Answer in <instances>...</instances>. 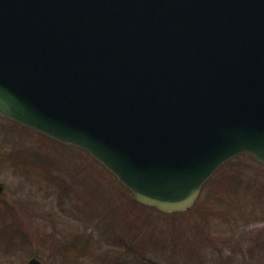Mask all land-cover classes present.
<instances>
[{
	"label": "water",
	"instance_id": "water-1",
	"mask_svg": "<svg viewBox=\"0 0 264 264\" xmlns=\"http://www.w3.org/2000/svg\"><path fill=\"white\" fill-rule=\"evenodd\" d=\"M0 117L187 211L226 162L264 166V0H0Z\"/></svg>",
	"mask_w": 264,
	"mask_h": 264
},
{
	"label": "rangeland",
	"instance_id": "rangeland-1",
	"mask_svg": "<svg viewBox=\"0 0 264 264\" xmlns=\"http://www.w3.org/2000/svg\"><path fill=\"white\" fill-rule=\"evenodd\" d=\"M0 126V155L17 162L0 165V212L25 237L11 253L1 243L0 264H264V166L249 155L223 164L189 214L160 213L84 151L1 117ZM83 233L95 253L71 262L61 249Z\"/></svg>",
	"mask_w": 264,
	"mask_h": 264
},
{
	"label": "trees",
	"instance_id": "trees-1",
	"mask_svg": "<svg viewBox=\"0 0 264 264\" xmlns=\"http://www.w3.org/2000/svg\"><path fill=\"white\" fill-rule=\"evenodd\" d=\"M11 123L15 126H18L17 124H15L13 122H11ZM18 127H20V126H18ZM20 128H22L24 130H28V129L23 128V127H20ZM0 131L5 132V129L3 127H1ZM37 135L40 138H43L47 141L59 144L58 142H55V141H53L49 138H46L42 135H39V134H37ZM14 156L15 155H12V157H13L12 158L11 156H8V155H0V165L5 164V163H11V165L14 167V163H15V167H16L17 162L14 160ZM233 162L229 161L227 163L230 165V163L232 164ZM223 167H225V166H223ZM218 172H217V174H218ZM229 182H231V181H229ZM207 183H209V181ZM216 187H218V186H216ZM228 187H229L228 189L231 192H236L237 187H235L234 183H231L230 186H228ZM151 210L155 211V209H152V208H151ZM190 211L191 210L186 211L185 214H189ZM7 214H9V213H7ZM16 224H18V223L17 222L15 223V218L14 219L12 218L11 220H8V219L6 220L4 218V212H0V245H1V243L6 242L5 244H8V246H9V253H11L13 250H15V247L21 246L23 241H25V237L23 236V233L15 231ZM157 243L159 244V247H161L163 245L160 241H157ZM132 244L135 246L136 243L133 242ZM93 245H94V243L92 242V236L90 234L83 233V234L75 237L71 242H68L66 247H63L61 249V251H62V253L65 254L66 258L69 261L77 262L78 260L86 258L88 256H91L95 253V249H94ZM13 247H14V249H13Z\"/></svg>",
	"mask_w": 264,
	"mask_h": 264
},
{
	"label": "flooded vegetation",
	"instance_id": "flooded-vegetation-1",
	"mask_svg": "<svg viewBox=\"0 0 264 264\" xmlns=\"http://www.w3.org/2000/svg\"><path fill=\"white\" fill-rule=\"evenodd\" d=\"M3 193H4V192H3ZM3 193H2V194H3ZM1 196H2V195H1ZM1 196H0V198H1Z\"/></svg>",
	"mask_w": 264,
	"mask_h": 264
}]
</instances>
